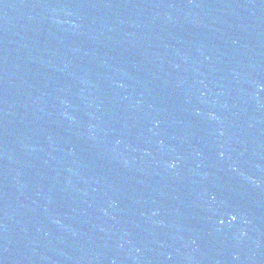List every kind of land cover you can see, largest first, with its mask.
Instances as JSON below:
<instances>
[{
    "label": "water",
    "instance_id": "water-1",
    "mask_svg": "<svg viewBox=\"0 0 264 264\" xmlns=\"http://www.w3.org/2000/svg\"><path fill=\"white\" fill-rule=\"evenodd\" d=\"M0 264H264V0H0Z\"/></svg>",
    "mask_w": 264,
    "mask_h": 264
}]
</instances>
